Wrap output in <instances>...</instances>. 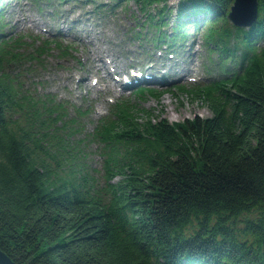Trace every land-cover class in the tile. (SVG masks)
I'll list each match as a JSON object with an SVG mask.
<instances>
[{"label":"trees","instance_id":"trees-1","mask_svg":"<svg viewBox=\"0 0 264 264\" xmlns=\"http://www.w3.org/2000/svg\"><path fill=\"white\" fill-rule=\"evenodd\" d=\"M71 1L102 15L131 2L144 48L200 31L213 79L173 89L210 116L169 123L118 101L88 130L87 113L17 78L72 50L7 34L0 11V251L14 264H264V0L247 28L226 20L233 0Z\"/></svg>","mask_w":264,"mask_h":264},{"label":"rangeland","instance_id":"rangeland-1","mask_svg":"<svg viewBox=\"0 0 264 264\" xmlns=\"http://www.w3.org/2000/svg\"><path fill=\"white\" fill-rule=\"evenodd\" d=\"M176 3L177 0H167L166 5L172 10ZM121 6L102 15L97 14L93 6L80 5L71 0L54 7L42 4L39 11L30 0H2L0 11L5 19L7 34L26 38V42L30 43L34 40L57 41L61 48L67 46L72 50L66 56H58L51 51L34 62L32 67L27 65L30 67L22 69L17 77L22 86L32 84L31 90L47 92L56 101L66 104L68 111L74 109L87 113L90 121L86 126L88 130L92 121L104 116L110 105L118 101H128L130 105L148 110L154 116L160 113L169 123L209 117L210 112L203 104L173 89L213 79L214 69L208 66V62L214 64L215 55L207 57L208 62L204 58L201 32H190L182 46L167 50L172 54L176 51L171 59L165 57L162 49L158 50L161 51V57H158L155 48H144L142 39L137 42L131 35L142 25L143 15L131 2H124ZM166 21L162 29L168 33L173 12ZM145 30L146 26H143L139 33L143 35L148 30L146 36L149 38L152 27ZM92 61L96 63L93 68ZM145 61H151L152 65L165 72V75L157 74L151 83L139 84L141 88L155 90L159 95L157 97L144 94L137 97L135 87L120 85L121 75H128L130 64L140 69ZM162 63H165L164 66ZM112 75H116V82L111 79ZM159 75L165 76L161 82L157 81ZM90 147L89 165L91 169H97L99 159L92 154L94 145Z\"/></svg>","mask_w":264,"mask_h":264},{"label":"water","instance_id":"water-1","mask_svg":"<svg viewBox=\"0 0 264 264\" xmlns=\"http://www.w3.org/2000/svg\"><path fill=\"white\" fill-rule=\"evenodd\" d=\"M256 0H233L226 15L227 22L237 28L249 27L256 18ZM0 264H14L0 251Z\"/></svg>","mask_w":264,"mask_h":264},{"label":"bare ground","instance_id":"bare-ground-1","mask_svg":"<svg viewBox=\"0 0 264 264\" xmlns=\"http://www.w3.org/2000/svg\"><path fill=\"white\" fill-rule=\"evenodd\" d=\"M93 53V52H92ZM92 55V57L93 58H95V56H93V54H91ZM92 59V58H91ZM95 62L94 61H92V63H91V66H92V68L95 66ZM165 64V63H164ZM125 68V67H124ZM159 68V67H158ZM137 75H138V73L136 72V73H134L133 72V70L132 71H130L129 69H128V75L126 74H122L121 75V78H120V81H122V79H125L127 82L128 81H130V80H137V81H144L145 80V78L143 77V76H141V75H139L138 77H137ZM148 81V77H147V79L145 80V82H147Z\"/></svg>","mask_w":264,"mask_h":264}]
</instances>
